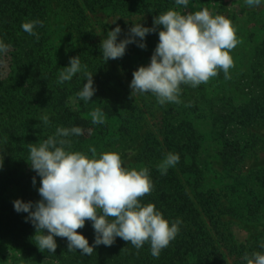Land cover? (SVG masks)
<instances>
[{
    "label": "trees",
    "instance_id": "1",
    "mask_svg": "<svg viewBox=\"0 0 264 264\" xmlns=\"http://www.w3.org/2000/svg\"><path fill=\"white\" fill-rule=\"evenodd\" d=\"M56 1L70 9L69 27L79 32L75 38L72 33L68 34L70 58L79 56L81 64H86L93 73L96 92L87 103L76 95L87 83L82 73L74 75L71 81L57 83L63 65L54 55L48 23ZM173 5V0H0V40L11 45L7 54H0V156L3 157L0 167V264H43L45 260L57 264H247L243 259L245 253L250 256L254 252L264 254V248L256 251L248 248L236 240L227 227L224 229L226 224L222 217L232 208H225L215 191L206 188L207 166L201 149L203 132L196 122L206 119L212 130L213 127L218 129L224 145V165L238 167L243 152L235 148L239 145L234 139L236 132L242 130L241 126L246 127L264 117V38H254L247 29L241 33L239 49L245 61V68L238 76L243 83L242 98L236 96L237 87H224L221 89L225 93L223 99L229 102L219 104L217 98L221 92L213 93L204 85L194 91L189 87L184 96H180V104L160 107V136L151 134L142 148L146 155L150 154L142 159L141 168L149 169L154 187L141 203L154 204L170 224L177 219L182 221L178 235L161 251L158 259L151 255L149 243L137 250L119 237L111 246H96L90 256L82 255L80 250L67 251V238L61 237H54L57 243L54 254L47 250L41 252L33 238L35 227L30 221L26 222L28 213H18L14 209L13 202L17 199L33 203L41 199L38 192L41 178L34 170H25L30 143L38 145L53 135L57 127L79 126L84 134L69 137L72 140L69 150L91 157L89 148L97 151L108 140L112 141L110 134H113L107 121L92 123L90 113L96 108L106 117L119 120L122 136L130 129L126 117L128 110L116 103L114 97H109L118 86L113 80L109 60H103L101 39L92 31L90 16L96 15V20L106 9L111 13L120 10L127 13L143 6L158 16ZM32 20L43 22L42 27L35 28L39 40L21 27L22 23ZM217 107L225 110H216ZM136 112L143 115L140 107ZM44 115L49 118L46 126L41 120ZM237 126L240 127L238 131ZM169 152L179 155V163L170 167L166 175H161L157 165ZM181 175L187 183L182 181ZM33 177L38 181L37 186L32 183ZM255 181L251 185L256 201L247 212L264 214V175ZM246 207L244 205L243 209ZM206 219H209L208 224ZM77 231L87 238L90 246L94 243L91 221H86Z\"/></svg>",
    "mask_w": 264,
    "mask_h": 264
},
{
    "label": "clouds",
    "instance_id": "2",
    "mask_svg": "<svg viewBox=\"0 0 264 264\" xmlns=\"http://www.w3.org/2000/svg\"><path fill=\"white\" fill-rule=\"evenodd\" d=\"M261 2L245 0L248 6H259ZM175 3L187 8L189 0H175ZM161 25L163 29L158 33L159 43L150 64L138 67L132 74L129 85L132 96L151 93L160 105L180 104L181 85L196 88L208 83L220 71L225 79L231 78L229 70L234 67V61L230 52L240 41L231 20L223 15L213 16L207 8L188 14L169 9L153 18L151 28L133 24L127 37L119 42L121 28L117 25L101 41L103 60L122 58L129 44L145 49L144 38ZM37 26L42 27L43 22L32 20L21 25L24 32L39 40ZM10 49V44L0 40V54H7ZM69 65L61 68L57 83L71 81L74 75L82 73L87 83L76 95L85 103L91 101L96 92L93 73L86 64H81L79 56L71 57ZM90 116L93 124L106 123L105 113L100 108ZM41 120L45 126L49 124L47 115ZM83 134L79 126L57 127L53 135L38 145H28L27 160L41 178L38 189L41 199L35 203L17 199L13 202L15 211L28 213L26 222L30 221L35 227L33 238L41 252L47 250L54 254L57 248L54 237H61L67 238V251L80 250L82 255L90 256L96 246H111L119 237L137 250L149 243L151 255L158 259L161 251L178 235L182 221L177 219L170 224L154 204L141 203L154 187L147 167L129 170L123 166L118 152L97 154L94 147L89 148L91 157L70 151L72 140L69 137ZM179 160L178 154L169 152L157 165L161 175H166ZM2 166L3 157L0 158ZM32 183L35 186V177ZM86 221L92 222L95 231L91 246L77 231ZM260 247L264 248V243ZM243 259L247 264H264V254L260 252L251 256L245 253Z\"/></svg>",
    "mask_w": 264,
    "mask_h": 264
},
{
    "label": "rangeland",
    "instance_id": "3",
    "mask_svg": "<svg viewBox=\"0 0 264 264\" xmlns=\"http://www.w3.org/2000/svg\"><path fill=\"white\" fill-rule=\"evenodd\" d=\"M203 2L204 0H189V4L185 8L182 5H177L175 0H173L174 5L171 9L179 11L181 14H188L207 8L213 16L223 15L231 20L240 43L230 52L234 61V67L229 70L230 79H225L223 71H220L208 83L201 84L196 88L181 85L182 92L180 96H184L189 87L194 91L204 85L213 93L221 92L217 99L219 104H222L223 102H229L227 98L223 99V94L225 93L221 89L224 87H237L236 96L242 98L243 91L241 88L243 83L238 77L241 70L245 68L244 56L239 51L242 43V39H240L241 33L244 29H247L254 35V38H264V0L259 6H248L245 0H208V2ZM64 5L63 2H54L49 13L48 23L50 41L54 45V55L57 61L62 63L63 67H67L70 66L69 53L71 52L68 47V34L72 33L75 38L78 37L79 32L69 27L70 14L72 12ZM155 16L143 6L136 10L131 9L127 13L122 10L111 13L109 9H106L103 10V13L98 14V19L94 20L96 15L90 17L92 31L96 33L101 41L107 37L109 31L119 25L121 28V33L117 38V42H119L127 37L133 24L140 23L144 27L151 28ZM87 29L90 28L88 27ZM162 29V25L157 26L156 32L146 35L144 38L145 49H141L135 43L129 44L122 58L109 59L113 80L118 86L113 92H110L109 97H114L113 99L116 103H121V106H125V109L128 110L126 117L130 121L128 124L130 129H127L125 136H122V132L119 131V120L113 117H106V121L109 123L113 133L110 134L113 142L108 140L106 145L97 149V154L106 151L118 152L123 161V166L129 170H139L143 165L142 159L150 154L149 152L146 155L142 148L151 139V134L160 136V132H158L161 118L159 110L165 104L160 105L157 98L151 93L132 96V90L129 85L133 78V72L140 66H148L150 64L151 56L159 43L158 33ZM136 39L139 40L140 38L137 37ZM236 49H238L237 53L235 52ZM197 96H199V92H197ZM139 107L143 115L136 112ZM216 110H225V108L219 109L217 107ZM196 122L199 130L203 132L201 149L205 158L203 162L207 166L204 174L206 188L215 191L224 207L232 208L227 211L225 209L226 212L222 217L226 224L224 229L227 227L228 230L233 232L235 239L245 243L248 248H253L255 251L260 250V245L264 243V214H252L247 212V210L251 209L250 206L256 201L252 195L254 190L251 184L264 175V117L253 121L246 127L241 126L242 130L240 131H238L240 127H236L238 132L235 131L237 134L233 138L238 140L239 145H235V148L237 151L241 149L243 152V160L236 168L224 165V145L218 129L213 127L214 130H212L211 124L207 123L206 119H197ZM2 147L1 145V149ZM25 170L27 172L32 171L29 162H27ZM181 179L184 183H187L185 176L181 175ZM37 184L38 181H36V186ZM244 205H247L245 210L243 209ZM208 220L206 219L207 224ZM43 264L57 263L45 260Z\"/></svg>",
    "mask_w": 264,
    "mask_h": 264
}]
</instances>
